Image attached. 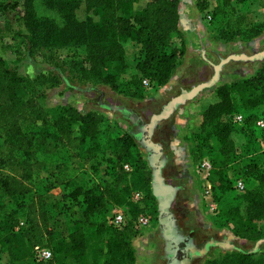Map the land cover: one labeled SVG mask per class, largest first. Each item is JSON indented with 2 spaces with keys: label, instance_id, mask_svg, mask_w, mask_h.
<instances>
[{
  "label": "trees",
  "instance_id": "1",
  "mask_svg": "<svg viewBox=\"0 0 264 264\" xmlns=\"http://www.w3.org/2000/svg\"><path fill=\"white\" fill-rule=\"evenodd\" d=\"M181 1L48 0L61 11L63 24H60L39 18L35 0H0V39L21 36L32 49L67 46L82 49V61L73 60L72 63L86 81L110 83L122 92L120 83L112 80L120 82L119 78L127 74L128 86L123 91L130 87L138 92L131 95L142 98L144 79H149L155 86H164L179 67L180 55L185 51L184 33L180 27ZM209 1L197 0L196 3L204 11L209 8ZM234 1L243 3L248 0H220L215 13L231 6ZM82 4H85L87 18L79 20L77 11ZM263 30L264 24H258L240 34L249 41L260 36ZM175 34L182 39L180 49L173 45ZM220 34L225 38L226 31L222 30ZM233 39L228 36L224 40L232 42ZM131 43L140 46L133 72H129L126 52ZM8 52V48L0 44V201L2 198L14 201L16 211H6L5 217L0 218V231L5 232V235L0 233V255L7 254L12 264H62L66 258L74 259L78 264H136L133 238L138 234L136 221L144 209L138 203L130 202L129 187L122 186L127 174L125 166L130 167L137 160L149 190L152 178L147 159L132 152L137 147L135 135L127 132L116 137L114 152L106 155L108 161L115 164L114 179L78 186V193L84 195L83 219L68 235L58 238L51 220L56 214L63 213L64 207L62 203H49L45 191L36 185L35 175L46 168L44 155L60 149L72 151L76 159L85 154L88 156L85 161L94 164L98 157L93 144L102 149L109 135V120L100 111L83 112L74 106L65 107L63 114L53 119L40 102L45 96L40 86L48 78L59 83L58 77L52 74L32 76L23 72L19 66L8 64L5 58ZM110 69L116 72L106 73ZM241 85L246 91L244 94H256L254 106H260L264 100V66ZM227 89L230 88L218 89L221 99L208 106L203 125L207 127L211 121L214 123L216 130L205 136V145L217 148L229 162L239 152L231 137L233 127H257V121L264 118V111L248 114L234 109L225 97ZM235 114L244 116L243 123L233 121ZM261 130L260 141L264 144V128ZM191 155L198 161L203 156L202 148L193 150ZM251 165L248 173L238 171L233 179L234 186L239 178L245 182L242 200L247 213L243 215L240 207H234L229 213L222 212L221 216L225 217L222 225L235 224L236 236L258 240L264 237V225L257 228L253 222L259 219L257 210L259 216L264 212V168L256 160ZM225 179L230 183L227 177ZM153 197L149 191L146 198ZM125 203H130L133 210L126 214L128 221L122 228L107 227L105 221H96V217L110 205ZM18 210H24L22 219L16 217ZM86 225L95 226L98 235H109L96 250L88 243ZM36 246L51 249L52 258L37 261ZM206 264H264V257L254 258L248 253L234 251L226 254L223 260Z\"/></svg>",
  "mask_w": 264,
  "mask_h": 264
},
{
  "label": "rangeland",
  "instance_id": "2",
  "mask_svg": "<svg viewBox=\"0 0 264 264\" xmlns=\"http://www.w3.org/2000/svg\"><path fill=\"white\" fill-rule=\"evenodd\" d=\"M196 1L195 5L191 3L190 9L187 10L188 15H195L193 25L188 28L181 26L185 40V51L180 55L177 68L181 76L176 78V82L167 90L159 86L149 90L143 85L145 93L142 98L131 95H137L138 92L130 87L129 90L123 91V88L128 86L127 74L119 78L120 82L112 80L113 83H120L122 92H118L110 83L94 84L86 81L72 63L73 60L82 61V49L74 46L32 49L21 36L0 39V44L8 48L9 52L5 58L9 65L19 66L21 71L32 76L52 74L58 77L59 83L55 84V79L48 78L47 82L40 86L41 92L45 93L40 102L53 119L60 117L65 107L74 106L83 112L100 111L109 120V135L102 149H97L93 144L98 157L94 164L85 161L88 157L85 154L76 159L72 151L60 149L44 155L46 168L35 175L36 185L45 191L49 203H62L64 207L63 213L56 214L51 220V227L58 238L68 235L83 219L84 195L78 193V186H91L115 178V164L109 162L106 155L114 152L116 137L131 132L137 140V147L133 148L132 152L147 159L152 178L149 190L146 176L138 167L137 160L129 169L125 167L127 174L122 180V186L129 187L130 202L138 203L144 209L140 215L147 214L151 218L149 226L136 227L138 234L133 238L136 264L145 260H156V264H206L208 261L223 260L226 254L234 251L248 253L254 258L264 257V237L251 240L236 236L233 231L235 224L222 225L225 223V217L221 216L222 212L229 213L234 207H240L243 215L247 213L245 202L242 200L245 190L236 189L233 179L238 171L241 174L248 173V167L252 166L254 160L264 168V144L260 141L262 127L258 124L257 127L255 125L250 128L239 125L233 127L231 137L239 152L227 162L217 148L205 145V136L215 131L216 126L211 121L204 127L203 121L208 106H202L200 97L202 92L209 97L214 94L217 100L212 103L219 102L221 98L218 89L227 86L230 89L226 90L228 94L225 97L229 99L231 107L248 114L264 111V100L260 106L255 107L256 94H244L246 91L241 85L264 66V30L258 36L262 37L261 40L252 45H249L252 40L248 41L240 34L242 30L264 24V0H248L243 3L234 1L219 13H215V9L220 0H210L209 8L204 11L200 10ZM35 9L39 18L63 24L61 11L49 4L48 0H35ZM77 16L79 20L87 18L85 4L78 9ZM222 30L226 31L225 38L229 36L234 39L231 46H222L219 49L221 53L217 57V64L231 54H245L253 56L254 59L232 60L224 65L220 79L215 85L178 104L169 117L159 121L152 128L151 139L163 146L162 174L165 183L175 188V197L170 208L175 219L174 236L173 239H168L161 223L160 199L154 193V173L149 162V152L145 149L142 139L148 134L146 128L151 124L154 115L161 113L172 98L200 83L210 81L213 77V66L208 69L200 66V59L204 55L200 40L203 38L206 41V49L214 52L213 47L208 44L210 41L225 42V38L220 34ZM173 45L179 49L182 46V39L176 34ZM139 49L137 43L126 47L129 72L134 71ZM115 72L114 69L106 70V73ZM198 147L202 148L203 156L195 161L191 153ZM204 158L210 159L214 164L211 181L213 197L217 202L216 209H213L205 198L203 178L198 171V164ZM149 191H152L153 198H146ZM15 209L14 201L2 198L0 218L5 217L6 211H16ZM119 209L128 215L132 213L130 209L132 211L133 207L130 203L110 205L96 217V221H105L108 227L109 218ZM24 214V210H18L16 217L22 219ZM259 214L260 211L257 210L259 219L254 220L253 225L262 228L264 212L262 216ZM84 227L88 243L93 250L99 248L109 237L107 233L96 234L95 226ZM0 233L5 235L4 231ZM0 264H12L7 254L0 255ZM62 264L78 263L74 259L66 258Z\"/></svg>",
  "mask_w": 264,
  "mask_h": 264
},
{
  "label": "water",
  "instance_id": "3",
  "mask_svg": "<svg viewBox=\"0 0 264 264\" xmlns=\"http://www.w3.org/2000/svg\"><path fill=\"white\" fill-rule=\"evenodd\" d=\"M248 60L254 59L253 56H247L245 54H231L226 58H223L218 64L215 65V73L210 81L200 83L194 86L191 90L182 93L171 99V101L167 104L166 108L159 114H155L151 124L147 126L148 134L142 139L144 142L145 149L149 152V162L153 169L154 173V193L160 199V216L161 223L164 228V234L168 239H173L174 236V225L175 219L174 215L171 212L170 208L172 206V201L175 197V188L171 185L165 183V178L162 174V157L164 154L163 146L154 142L151 139L152 128L156 126V124L169 117L175 107L180 104L186 102L188 99L194 98L197 94H199L202 90L212 87L215 85L220 79V73L223 69L224 65L229 63L232 60Z\"/></svg>",
  "mask_w": 264,
  "mask_h": 264
},
{
  "label": "built area",
  "instance_id": "4",
  "mask_svg": "<svg viewBox=\"0 0 264 264\" xmlns=\"http://www.w3.org/2000/svg\"><path fill=\"white\" fill-rule=\"evenodd\" d=\"M209 18L211 19V16H209ZM143 83L145 87L149 90H153L155 87V85L147 78L143 80ZM243 120H244V116L242 114H235L233 116V121L236 123L241 124L243 123ZM257 124L260 127L264 128V118H260L257 121ZM125 167L129 169V165H126ZM212 169H213V164L210 161V159L204 158L198 164V171L203 178L205 198L209 200V203L212 206V208L216 209L217 202H215L214 197H213V184L210 179ZM235 187L239 191H244L246 188V185L243 179L241 178L237 179L235 183ZM127 221L128 219H127L126 213L123 210L119 209L109 218V225L122 228L123 226L127 224ZM150 223H151L150 216L147 214H142L138 217L136 221V227L149 226ZM34 253H35V259L37 261L48 260V259H51L53 256L51 249H49L48 247H42V246H36Z\"/></svg>",
  "mask_w": 264,
  "mask_h": 264
},
{
  "label": "crops",
  "instance_id": "5",
  "mask_svg": "<svg viewBox=\"0 0 264 264\" xmlns=\"http://www.w3.org/2000/svg\"><path fill=\"white\" fill-rule=\"evenodd\" d=\"M190 2V3H189ZM191 3H193V5H195V0H182L181 1V5H180V27H190L193 25V20H195L194 18V14L191 13V15L187 14V10L190 9V5ZM262 37H258L255 40L250 41L249 45H252L254 42L260 41ZM246 43V42H245ZM200 44L203 46L202 50H203V58L200 59V66L204 67L205 69H208L209 67L213 66L215 67V65L217 64V57L220 55V51L219 49L222 46H225V48L229 47V45L231 46V44H233L232 42H209V46L213 47V51L214 52H210V49H206V41L201 38L200 40ZM180 71H177V74L175 73L172 78L170 79L169 83H167L164 86H159L161 89L163 90H167L169 87L173 86V84L176 82V78L180 77ZM202 92V91H201ZM200 92V93H201ZM199 93V94H200ZM200 97L202 98L203 104L202 106H209L210 104H212V102H214L215 100H217V97H215V95H211V97H209V95H205L204 92H202L200 94ZM206 102V103H205ZM201 105V103H200ZM151 252V251H150ZM151 256V255H150ZM158 261H150V260H145L143 261L141 264H156Z\"/></svg>",
  "mask_w": 264,
  "mask_h": 264
}]
</instances>
